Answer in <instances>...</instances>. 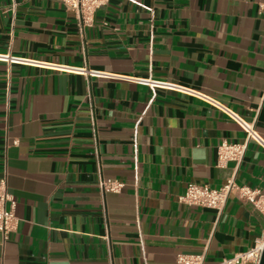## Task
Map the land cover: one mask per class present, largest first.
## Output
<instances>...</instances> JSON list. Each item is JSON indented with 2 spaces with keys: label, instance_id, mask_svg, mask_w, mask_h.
<instances>
[{
  "label": "crops",
  "instance_id": "crops-1",
  "mask_svg": "<svg viewBox=\"0 0 264 264\" xmlns=\"http://www.w3.org/2000/svg\"><path fill=\"white\" fill-rule=\"evenodd\" d=\"M263 1L110 0L86 23L58 0H0V55L24 59H0V180L20 219L0 231V264H216L251 247L264 231L253 203L179 197L235 172L264 193L256 142L237 169L218 164L222 141L246 135L204 97L264 137Z\"/></svg>",
  "mask_w": 264,
  "mask_h": 264
},
{
  "label": "built area",
  "instance_id": "built-area-1",
  "mask_svg": "<svg viewBox=\"0 0 264 264\" xmlns=\"http://www.w3.org/2000/svg\"><path fill=\"white\" fill-rule=\"evenodd\" d=\"M67 8L73 9L78 17L83 16L86 23L90 21L97 9L109 4L110 0H58ZM259 13L264 14V1L259 3ZM82 30V28H81ZM0 59L5 61L19 62L24 59L10 55H0ZM92 76L107 75L100 71H89ZM144 84L156 87H177L176 85L159 82L142 80ZM204 96V95H202ZM212 104L220 108L231 119H233L240 128L245 132L246 139L243 143L222 141L218 146V164L227 165L228 162H235L236 169L241 165L250 141L256 142L264 149V137L256 128L255 121H249L230 107L216 101L213 98L204 96ZM98 151L96 150V154ZM125 183L116 179H100L99 186L103 191L119 192ZM231 194H235L239 199H244L253 203V205L264 214V193L246 185H240L236 179V172L227 179L221 187L215 188L207 183H198L190 181L187 183L186 191L179 197V201L188 205L198 207L214 208L222 211ZM20 219L16 214V200L10 193L7 177L0 180V231L8 237L15 232L19 226ZM264 253V231L261 236L257 237L254 244L246 251L236 253L232 257L223 258L216 264H261ZM205 253H180L177 256L176 264H204Z\"/></svg>",
  "mask_w": 264,
  "mask_h": 264
},
{
  "label": "water",
  "instance_id": "water-1",
  "mask_svg": "<svg viewBox=\"0 0 264 264\" xmlns=\"http://www.w3.org/2000/svg\"><path fill=\"white\" fill-rule=\"evenodd\" d=\"M261 264H264V253H263L262 260H261Z\"/></svg>",
  "mask_w": 264,
  "mask_h": 264
}]
</instances>
